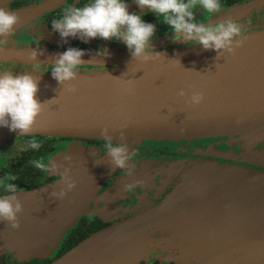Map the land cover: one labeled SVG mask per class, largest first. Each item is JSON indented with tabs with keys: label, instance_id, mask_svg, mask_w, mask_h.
Wrapping results in <instances>:
<instances>
[{
	"label": "water",
	"instance_id": "1",
	"mask_svg": "<svg viewBox=\"0 0 264 264\" xmlns=\"http://www.w3.org/2000/svg\"><path fill=\"white\" fill-rule=\"evenodd\" d=\"M7 1L0 0V6ZM263 1L241 5L231 14ZM53 2L59 0L46 2L44 8ZM243 34V45L219 58L200 44L156 50L153 54L161 56L147 61L130 51L83 50L81 65L96 68L80 70L77 79L65 85L51 72L31 73L38 79L36 98L44 103L32 134L102 138L101 130L107 127L113 140L126 144L207 136L262 141L264 29ZM32 50L1 47L0 58L54 64L64 52L40 49L33 59ZM68 83L76 85L75 93L66 90ZM180 89L185 96L177 95ZM194 92L204 94L200 104L190 103ZM15 135L0 126V139ZM109 161L107 155L73 170L76 187L62 199L50 195L63 186L60 179L17 193L24 209L18 214L20 228L0 222V250L22 257L56 249L87 197L115 171ZM71 166L74 159L66 162ZM155 224L179 238L185 261L192 255L198 264H264V172L194 160L150 218L93 234L54 264H131L141 251L135 242L146 234L139 240L142 245L148 226Z\"/></svg>",
	"mask_w": 264,
	"mask_h": 264
},
{
	"label": "flooded vegetation",
	"instance_id": "2",
	"mask_svg": "<svg viewBox=\"0 0 264 264\" xmlns=\"http://www.w3.org/2000/svg\"><path fill=\"white\" fill-rule=\"evenodd\" d=\"M50 0H9L0 7L17 13L20 20L26 18V25L33 22L38 36H34L26 43L28 37H17L8 41L5 48H38L66 51L69 47L85 51L118 50L129 51L127 46L118 40H104L93 38L87 43L80 38L68 37L62 39L60 34L51 27L54 19L62 17L68 6L83 7L90 0H59L44 8ZM256 0H220L221 11L215 14L206 13L203 9H195L197 23L215 25L222 20L232 19L238 24H245L249 20L254 26L243 28V33L264 29V1L248 10L231 14L241 5L253 3ZM128 10L141 13L147 23L156 25L155 35L151 38L153 51L182 48L198 43H184L174 40V32L169 25L163 23L155 13L140 9L135 0H126ZM34 18H27L26 13L36 12ZM26 12V13H25ZM17 31L13 32L14 36ZM24 39V40H21ZM58 42V43H57ZM173 42V43H172ZM24 44L29 47H16L10 44ZM26 43V44H25ZM52 65L40 62L14 61L0 58V70H51ZM96 68L80 65L79 69ZM35 138L41 143L39 149L26 147L23 152L20 147L27 140ZM10 139V140H9ZM106 141L99 137L62 136L31 134L18 135L0 139V179L11 174L17 177L14 181L18 191H25L50 184L61 179L58 174L45 173L37 169L31 162L42 160L48 163L52 155L57 163L66 166L64 156L74 159L72 171L108 154H104ZM114 144H119L113 140ZM131 152L132 174L116 168L108 175L100 187L90 194L82 210L75 217V221L62 235L61 243L47 254L27 255L18 257L8 249L0 250V264H54L68 251L79 245L93 234L112 229L120 223L131 222L139 218H150L162 205L168 194L182 180L185 169L194 160H210L224 166H237L252 172H264V140L255 143L246 141H231L225 136H207L199 138L148 139L142 143L127 144ZM69 151L64 152V150ZM63 153V154H62ZM62 154V155H61ZM55 158V159H54ZM70 163V162H69ZM61 167L59 171H63ZM7 195L0 189V196ZM138 226V225H136ZM143 226H145L143 222ZM145 245L137 247L140 254L131 264H181L182 253L178 237H172L167 231L158 230L149 225ZM182 259V261L180 260ZM186 264H198L192 255L187 257Z\"/></svg>",
	"mask_w": 264,
	"mask_h": 264
},
{
	"label": "clouds",
	"instance_id": "3",
	"mask_svg": "<svg viewBox=\"0 0 264 264\" xmlns=\"http://www.w3.org/2000/svg\"><path fill=\"white\" fill-rule=\"evenodd\" d=\"M135 3L140 9L155 13L163 23L169 25L170 30L174 32V40L189 44L198 43L204 50H215L217 58L223 57L225 53L234 54L235 49L244 43L243 26L232 19L222 20L214 26L196 22L195 9H203L210 14L218 13L222 7L220 0H135ZM19 21L17 13L0 7V46L8 42V37L13 34ZM51 27L65 40L68 37H78L85 43L93 38L121 41L136 59L147 61L161 56L159 52L153 54L151 45L156 25L145 22L141 13L130 12L126 0H90L83 7L68 6L61 18L52 21ZM40 52L38 45V48L31 51V57L35 59ZM83 56V50L73 47L59 54L55 63L51 64L53 78L60 85L77 79L79 66L85 62ZM66 90L75 93L77 87L68 83ZM38 91V79L30 72L14 75L12 70L0 71V126L17 132L18 137L31 135L44 105L36 98ZM177 95L185 96L186 93L184 89H180ZM203 99L202 92H194L190 103L200 104ZM101 136L106 141L104 154L107 153L110 157L111 167L122 169L131 175V152L128 145L114 144L107 127L101 130ZM120 137L123 140V133ZM23 144L25 147H20L21 152L26 147H41V143L35 138ZM64 160L71 162L72 157L66 155ZM31 163L47 174L52 172L61 177L59 181L63 186L59 191H52L51 196L62 199L76 187V181L70 175L71 167L63 166L53 159L48 163L42 160H34ZM61 167H64L63 171H59ZM16 179L17 177L11 174L0 179V189L7 193L0 196V222H6L14 230L20 228L18 214L24 211L17 195L20 192L17 185L9 182Z\"/></svg>",
	"mask_w": 264,
	"mask_h": 264
},
{
	"label": "rangeland",
	"instance_id": "4",
	"mask_svg": "<svg viewBox=\"0 0 264 264\" xmlns=\"http://www.w3.org/2000/svg\"><path fill=\"white\" fill-rule=\"evenodd\" d=\"M26 13V12H25ZM27 15H25L27 18H34V17H36V15H38V13H37V11L36 12H31V13H26ZM26 20V18H22L20 21H19V23L15 26V30H14V32L15 31H17L16 33H15V36H14V34H12L11 36H9L8 37V41H14L17 37H28V40H24V39H21V40H24L26 43H28L30 40H31V38H33L34 36H38L39 35V32H36L37 31V29H35V24L36 23H33V22H31V23H29V24H25V23H27V21H25ZM247 22L245 23V24H242V26H243V28H251L252 26H254L253 25V23L252 22H250L249 20H246ZM264 23V22H263ZM257 31V30H256ZM28 41V42H27ZM180 42H182V40H180ZM25 43V44H26ZM58 43V42H57ZM173 43V42H172ZM11 46H16V47H29V46H27V45H24V44H13V43H11L10 44ZM90 69V68H89ZM88 68L87 69H79V71L80 70H89ZM0 71H6V70H0ZM13 71V73H19V74H24V73H26V72H30V73H50L51 72V70H46V71H43V72H41V71H36V69L35 70H12ZM10 140V139H9ZM263 141V140H262ZM258 142H260V141H258ZM68 152L69 151V149H66V150H64L63 151V153L64 152ZM62 153V154H63ZM61 154V155H62ZM56 154H54V155H52V159H53V157L55 156ZM55 159V158H54ZM203 217V216H202ZM204 218V217H203ZM206 218H204L203 220H205ZM154 227H156L158 230H160V226L158 225V224H155L154 225ZM103 231H106V230H103ZM103 231H101V232H103ZM101 232H99V233H101ZM99 233H97V235L99 234ZM62 235H63V233L61 234V237H62ZM146 236V234L145 235H142L136 242H135V244L137 245L136 246V248L137 247H139V246H141V244H140V242L141 241H139L140 239H142V238H144ZM62 239V238H61ZM142 245H145V243H142ZM180 249L182 250V247L180 246ZM10 251V250H9ZM52 251V250H51ZM11 252H13V253H16L17 254V256L18 257H20L19 256V254L16 252V251H11ZM139 253H141V251L139 252ZM141 255V254H140ZM141 256H143V255H141ZM181 261H182V259H180ZM184 260V259H183ZM181 264H186V261L184 260V261H182L181 262Z\"/></svg>",
	"mask_w": 264,
	"mask_h": 264
}]
</instances>
